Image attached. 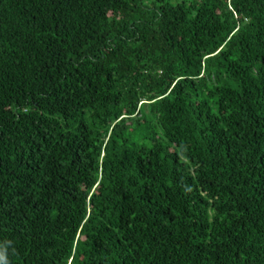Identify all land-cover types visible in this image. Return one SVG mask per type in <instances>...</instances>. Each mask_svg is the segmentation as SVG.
Wrapping results in <instances>:
<instances>
[{"label":"trees","instance_id":"16d2710c","mask_svg":"<svg viewBox=\"0 0 264 264\" xmlns=\"http://www.w3.org/2000/svg\"><path fill=\"white\" fill-rule=\"evenodd\" d=\"M0 264H264V0H0Z\"/></svg>","mask_w":264,"mask_h":264}]
</instances>
